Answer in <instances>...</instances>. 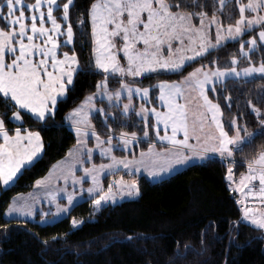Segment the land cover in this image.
<instances>
[{"label":"snow or ice","instance_id":"6c2138e0","mask_svg":"<svg viewBox=\"0 0 264 264\" xmlns=\"http://www.w3.org/2000/svg\"><path fill=\"white\" fill-rule=\"evenodd\" d=\"M70 9L75 11V0L63 3L60 0H34L31 3L27 0H0V101L3 104V111H0V184L6 187L13 182L42 155L44 149L40 131L26 127L11 130L6 127V119L23 124L22 112L25 111L42 122L54 119L58 100L66 98L68 89L74 84V76L81 72H100L104 79L97 81L96 92L87 95L67 116L77 134V142L74 150H69V159L59 166V174L55 177L63 179L65 186H54L52 175L35 181V186L45 189L44 196L49 202L54 203L58 192H62L69 205L74 203L77 193L68 191L69 178L73 187L82 179L92 181L87 192L95 195L92 204L96 209L109 202L115 203L117 196L125 193L128 196L139 193L135 179L127 181L120 177L110 181L107 189L101 182V173L126 171L131 175L140 170L146 155L144 151L140 153L139 160L135 155L128 158L113 154V149L123 151L131 144L139 143L137 132L121 130L116 133L108 124L109 119L124 124L130 119V113H135L143 120V137H149L151 128L159 142L169 145L156 151L154 144H149L148 154L153 166L144 165L149 176L167 172L174 165H186L191 159H206L210 154H219L222 161L231 160L226 173L231 181L229 187L235 185L244 196L257 198L251 202L237 201L243 205L242 215L232 222V226L247 222L260 229L264 237V150L247 160V172L241 173L238 185L233 174V164L236 163L234 149L241 150L244 144L252 143L256 135L264 134V118H261L264 117V109L248 101L258 120L256 132H250L246 124L238 125L235 117L229 120L226 130L220 118V105L208 96L209 87L217 92L219 85V90L223 91L229 79L247 82L248 78H255V74L264 78V0H234V3L233 0H91L87 18L80 14L75 21L81 30L86 19L90 23L91 59L86 64L80 62L75 50ZM196 20L198 23L194 22ZM249 31H256V35L243 39ZM237 40L238 55H231L230 61L225 62L230 63V67L201 65L179 81L161 79L146 86L132 82L161 70L180 72L189 61L203 58L226 42ZM62 46H71L72 50L61 54ZM253 56L258 58L257 62H253ZM241 58L246 61L244 66H240ZM211 63L216 65L217 61L213 59ZM110 77L119 78V88H109ZM257 87L264 89V85ZM155 89H158L156 99L162 110L145 106L152 102L150 90ZM97 96L106 99L108 107L117 108L118 112L97 108ZM134 96H139L145 103L136 108ZM124 99L126 102L121 107ZM225 99L230 100L231 97ZM92 111L103 116L102 122L109 132L106 138L101 137L91 124ZM150 117L154 119L150 121ZM178 133H182V139L178 138ZM89 134L96 141L93 147L87 146ZM94 149H98L101 157H107L108 163L85 167L91 162ZM157 161L162 163L156 166ZM77 170L82 171L83 176H76ZM256 180L258 188L251 183ZM36 202V198L31 203L27 200L17 203L14 199L5 215L16 214L18 218L33 216ZM248 203H256L259 207L247 206ZM67 208L68 205H57V212ZM40 213V219L44 221L46 214L42 208ZM80 223L76 218L72 219L73 227ZM212 223L209 221V225ZM0 228L6 236L8 226L0 225ZM206 231L202 230L200 234L202 244ZM57 238L53 236L52 240ZM42 243L47 245L48 240ZM189 250H192L190 244L184 245V252H180L177 244L176 256H184Z\"/></svg>","mask_w":264,"mask_h":264},{"label":"trees","instance_id":"16d2710c","mask_svg":"<svg viewBox=\"0 0 264 264\" xmlns=\"http://www.w3.org/2000/svg\"><path fill=\"white\" fill-rule=\"evenodd\" d=\"M63 2L65 0H60ZM90 2L75 0V11L70 9L73 43L82 64L91 59V27L86 19L81 30L75 21L80 14L87 18ZM235 13L238 15V8ZM194 22L198 23V20ZM256 31L247 32L243 39L256 35ZM238 49V40L229 41L203 58L187 63L180 72L148 74L132 82L146 86L161 79L179 81L201 65L230 67V63L225 62L230 61L231 55H238ZM60 50L71 51L72 48L62 46ZM213 59L217 61L216 65L211 63ZM257 61L258 58L253 56V62ZM239 63L244 66L246 61L241 58ZM102 79L100 72L76 74L66 98L58 101L54 119L42 122L30 113L22 112L23 126L40 131L45 149L43 155L25 168L11 186L0 184V225L8 226L6 236L0 228V264H225V260L227 264H264L262 231L247 222L232 226V222L240 219L243 205L237 202L240 201L238 193L229 187L226 177L232 161H222L219 155H211L205 162L190 164L162 180L152 182L141 176L140 196L136 199L99 209L94 208L93 199H87L53 223L6 218L5 211L13 197L30 191L35 181L44 177L51 166L76 144L75 133L67 125L66 116L96 90L97 81ZM108 83L111 89L120 86L118 77H110ZM225 83L227 86L223 91L219 90V85L217 92L210 90L211 98L222 108L225 129L228 130L229 120L235 117L238 125L246 124L248 130L256 131L258 120L248 101L264 109V89L257 87L264 85V78L260 75L248 78L247 82L229 79ZM157 93L158 89L151 90V97L155 98ZM227 96L231 99L226 100ZM0 111H3L2 101ZM107 111L118 112L116 108L109 107ZM93 121L100 132L108 131L100 113L93 116ZM5 123L11 130L18 126L7 119ZM108 124L116 132L135 129L142 135L143 120L135 113H131L124 124L112 119ZM150 143L142 141L144 147ZM260 150H264V134L256 135L253 142L244 144L241 150L234 149V174L238 176L246 172L247 160ZM73 218L81 220L76 227L72 226ZM209 221L213 223L209 225ZM205 229L202 244L200 234ZM53 236L58 238L52 240ZM128 236L133 239H126ZM45 239L48 240L47 245L42 243ZM177 244L180 252H184L185 244H190L192 250L177 257ZM201 248L203 252L199 251Z\"/></svg>","mask_w":264,"mask_h":264},{"label":"rangeland","instance_id":"374dc122","mask_svg":"<svg viewBox=\"0 0 264 264\" xmlns=\"http://www.w3.org/2000/svg\"><path fill=\"white\" fill-rule=\"evenodd\" d=\"M27 2L31 3V2H34V0H27ZM26 14L27 15L29 14L27 12V10H26ZM212 35H213V38H214V28L212 29ZM121 58L123 59V57H121ZM189 62H191V61H189ZM207 67H212V66H207ZM160 72H165V71L161 70ZM149 74H154V73H149ZM146 75H148V74L143 75L141 78H143ZM257 76H260V74H255V77H257ZM137 79H140V78H137ZM137 86H139V85H137ZM95 92H96V90L94 92H91V93H95ZM208 96H209L210 99H212L211 96H210V87L208 89ZM150 97H151V90H150ZM151 99H152V102L148 103V104H145V106L149 107V108L155 106L157 108H161V110H162V105L156 99V97L155 98L151 97ZM123 102H126V99H124L121 102V107H122V103ZM213 102L214 103H218V102H216L214 100H213ZM133 103H134L136 108H139L140 105L142 103H145V102L143 100H141L139 96H134L133 97ZM95 104H96L97 108L103 107L106 112H109V111H107L108 107L106 108V106H108V101L106 99H102L99 96H97L96 99H95ZM220 108H221V106H220ZM116 110H118V109L116 108ZM113 112L114 111H112L110 113H113ZM96 114H98V112H96V111H92L90 113L91 124L94 127H95V122L93 121V116L96 115ZM138 118H140V117H138ZM220 118L223 121L222 108H221V117ZM261 118H264V117H261ZM153 119H154V117H150V120H153ZM162 128H163V126L161 125V129ZM95 129H97V128L95 127ZM257 129H256V131H257ZM112 130H113V132H116L113 128H112ZM73 131L75 133L76 142H77V134L75 132V129H73ZM123 131L131 132V131H136V130L135 129H128V130H123ZM256 131H250V132H256ZM96 132L101 137H104V138H106L107 135H109L108 131H105L104 133H102V132H100L97 129ZM119 132H116V133H119ZM136 132H137V134H138V136L140 138V142L139 143L131 144L127 150H123V151L120 150V149H113V154L116 155V156H119V157H125L126 156L128 158H132L133 155H135L136 159L139 160L140 159V153L142 151H144L146 153V155H145L144 160L142 161V164L140 166V170L138 172H134L131 175L128 172H126V171H117V172H114V173H107V174L101 173V182H102V185H103V187L105 189H107L108 183L110 181H113L115 179L123 177L127 181H131V180L135 179L137 181V184H138V187H139V190H140V177L141 176L146 177L148 180H150L152 182L158 181V180H162V179H164L166 177L171 176L173 173L186 168L190 164H193V163H196V162H205L211 155H219V154H210L208 156V158H206V159H200V158L191 159L190 162L188 164H186V165H183V166L174 165L173 168L170 169L167 172L160 173L159 175L149 176L148 173L144 170V165H147L148 167H152L153 166V161H152L151 155L148 154V146H149V144H147V146L144 147L142 145V141H145V140L151 141L150 144H154V150H156V151H159V149H161V148H167V147H169V145H168L167 142H159L158 139L155 137L154 131L151 128L149 129V137L148 138L143 137V135H141L140 132H138V131H136ZM161 134H163V132H161ZM241 134L243 135V132ZM178 138H181V139L183 138L182 133H178ZM115 142L116 141L114 140L113 143H115ZM95 143H96L95 139L93 137H91V135L89 134V136L87 138V146L88 147H93V145H95ZM74 146L71 147V149L74 150ZM68 152H67V154L64 157H62L60 160H58L56 163H54L51 166V168L49 169L47 175L45 177H43V178H46L49 175H52L53 178H54V186H56V187L63 188L65 186V182H64L63 179H58L57 180V179H55V177L59 174V171H60L59 166L63 165L64 162L69 159ZM101 163H105V164L108 163V158L107 157H101L98 149H94L91 162L90 163H86L84 166L85 167H90L91 164L99 165ZM160 163H162V161H157L156 162V166H158ZM54 166H57V167H54ZM79 167L80 166L77 165V169H79ZM246 172H243V173H246ZM233 174H234V172H233ZM75 175L79 177V176H83V173H82V171L77 170L75 172ZM240 176H241V174L238 175V176L234 174V180L236 181L237 185L240 182ZM228 182H229V185H230L231 181L228 180ZM91 185H92V181L90 179H86V180L82 179L79 184H77L75 187H73L72 182H71V178H69V181H68V184H67L68 191H75L77 193V195L74 197V203L72 205L68 204L67 197L62 192H58L57 200L54 203H50L49 199L44 196L45 189L42 188V187L38 188L37 186H35L34 189L31 192H29L27 194L19 195L15 199V201L17 203H21L24 200H27L29 203H31L32 199L36 198L37 202H36V205H35V208H36L35 214L33 216H27V217H23V218H18L16 216V214H13L12 216L6 215V218L13 219L12 217H17L16 219H28V220L31 219L32 221H39L41 223H53V222H55L57 220H60L61 218L65 217V216H67L69 214V212L71 211V209L77 203H80L81 201H84V200H87V199H93L94 200L95 199V195H91V194H89L87 192L88 187L91 186ZM232 189L238 193L239 200L242 201V197H243L242 195L243 194L240 191L236 190V186L235 185L232 186ZM114 191H115V188H114ZM96 194H98V190H97ZM90 195H91V198H89ZM139 196H140V191L135 196H128L127 193H125L123 196H117L115 203L109 202L106 205L118 204V203H121V202H123L125 200L136 199ZM57 205H60V206L68 205V208L66 210H62L60 213H58L57 212ZM41 208L43 209V212L46 214V219L44 221H41V219H40V215H41L40 209ZM37 213L39 215H37ZM79 221H81V220H79Z\"/></svg>","mask_w":264,"mask_h":264},{"label":"crops","instance_id":"0c3cea01","mask_svg":"<svg viewBox=\"0 0 264 264\" xmlns=\"http://www.w3.org/2000/svg\"><path fill=\"white\" fill-rule=\"evenodd\" d=\"M55 14V13H54ZM27 15V14H26ZM28 22H30V21H28ZM60 38H63V37H59V39ZM60 51V53L62 54V52L63 51H61V50H59ZM121 57H122V55H121ZM75 77V76H74ZM59 101V100H58ZM78 106V105H77ZM76 106V107H77ZM29 113V112H28ZM70 113V112H69ZM68 113V114H69ZM31 114V113H30ZM68 114H67V116H68ZM32 115V114H31ZM67 116H66V123H67V125L69 126V127H71L72 129H74L72 126H71V121L67 118ZM23 117V116H22ZM90 118H91V116H90ZM23 123H24V119H23ZM16 125H18L17 127H22V128H29V129H31L29 126H23V124H20V123H15ZM15 129V128H14ZM31 130H34V129H31ZM97 130V129H96ZM34 131H38V130H34ZM44 142V141H43ZM44 149H45V146H44ZM44 149H43V152H42V155H43V153H44ZM42 155H40L39 156V158L42 156ZM37 160V159H36ZM36 160H34V162L36 161ZM33 162V163H34ZM31 165V164H30ZM29 165V166H30ZM20 174V173H19ZM19 174H18V176H19ZM47 175V174H46ZM45 175V176H46ZM44 176V177H45ZM43 178V177H42ZM17 178H14V181L13 182H10L6 187H8V186H11L14 182H15V180H16ZM3 187H5L3 184H1ZM34 187H35V185H34ZM34 187L30 190V191H28V192H25V193H19V194H17V195H15L14 197H13V199H12V201H11V203H13V201H14V199H16L19 195H22V194H27V193H29V192H31L33 189H34ZM243 197L242 198H244L245 196L244 195H242ZM7 210V209H6ZM6 212V211H5ZM38 214V213H37ZM6 216V215H5ZM13 219H16L17 217H12ZM24 220H28V219H24ZM31 220V219H30Z\"/></svg>","mask_w":264,"mask_h":264},{"label":"built area","instance_id":"2783aa9c","mask_svg":"<svg viewBox=\"0 0 264 264\" xmlns=\"http://www.w3.org/2000/svg\"><path fill=\"white\" fill-rule=\"evenodd\" d=\"M251 183H252V185H253L254 187H257V188H258V180H256V181H252ZM256 199H257V198H255V197H246V198H245V202L255 201ZM247 206L259 207V205L256 204V203H248Z\"/></svg>","mask_w":264,"mask_h":264}]
</instances>
